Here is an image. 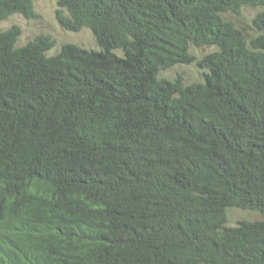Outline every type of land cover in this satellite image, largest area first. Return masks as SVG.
I'll return each instance as SVG.
<instances>
[{
	"label": "trees",
	"instance_id": "16d2710c",
	"mask_svg": "<svg viewBox=\"0 0 264 264\" xmlns=\"http://www.w3.org/2000/svg\"><path fill=\"white\" fill-rule=\"evenodd\" d=\"M56 6L96 50L0 30V264H264V0ZM244 7L249 40L223 18ZM193 63L201 82L159 78Z\"/></svg>",
	"mask_w": 264,
	"mask_h": 264
},
{
	"label": "rangeland",
	"instance_id": "374dc122",
	"mask_svg": "<svg viewBox=\"0 0 264 264\" xmlns=\"http://www.w3.org/2000/svg\"><path fill=\"white\" fill-rule=\"evenodd\" d=\"M34 10L38 15L35 20H27L20 15H12L6 20L0 22V30L4 31L12 25H17L21 30V35L17 46H22L38 35H48L56 43L48 52L52 56L59 52L64 43L74 44L87 50H96V43L89 29L83 28L81 31L73 33L63 30L55 17L57 0H32ZM262 10L261 8H242L239 15L224 14L223 18L233 22L238 29L242 31L247 40L252 38L254 31L252 20L255 15ZM214 47L194 48L190 47L189 52L199 59L202 56L214 51ZM202 71L199 70L195 63L190 65H176L171 69L159 74V78L174 80L180 76L184 84L198 83L202 81ZM227 227H234L240 221H255L259 218L258 213L242 211L235 208L226 210Z\"/></svg>",
	"mask_w": 264,
	"mask_h": 264
}]
</instances>
